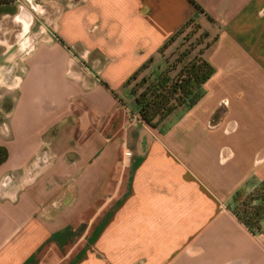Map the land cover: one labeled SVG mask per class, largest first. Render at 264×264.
I'll return each instance as SVG.
<instances>
[{
    "label": "crops",
    "instance_id": "obj_1",
    "mask_svg": "<svg viewBox=\"0 0 264 264\" xmlns=\"http://www.w3.org/2000/svg\"><path fill=\"white\" fill-rule=\"evenodd\" d=\"M188 20L219 92L149 125L127 80ZM8 76L0 264H264V232L232 209L264 183V0H9Z\"/></svg>",
    "mask_w": 264,
    "mask_h": 264
},
{
    "label": "trees",
    "instance_id": "obj_2",
    "mask_svg": "<svg viewBox=\"0 0 264 264\" xmlns=\"http://www.w3.org/2000/svg\"><path fill=\"white\" fill-rule=\"evenodd\" d=\"M9 0H0V3ZM193 23L192 20L185 22L161 47L163 48L173 39V37L187 24ZM198 26V25H197ZM205 34V33H204ZM206 35V34H205ZM142 66L136 70L127 80L130 84L133 79L140 74ZM179 77L171 78L167 72H159L157 77L151 81L145 76L140 79L141 85H145L139 93L132 86V91L136 93L135 100L138 105L140 118L149 125H156L169 115L179 105H192L201 95V85L210 77L213 72L212 66L205 60H193L179 70ZM7 157V150L0 145V163ZM264 185V183H263ZM262 187V186H261ZM237 190L234 194L236 200ZM258 200H264V197H255ZM233 212L241 222H243L253 233L264 232L260 226L254 227L244 217L233 209ZM254 218L260 220L264 218V207H256L253 211Z\"/></svg>",
    "mask_w": 264,
    "mask_h": 264
},
{
    "label": "rangeland",
    "instance_id": "obj_3",
    "mask_svg": "<svg viewBox=\"0 0 264 264\" xmlns=\"http://www.w3.org/2000/svg\"><path fill=\"white\" fill-rule=\"evenodd\" d=\"M29 10H31L29 8ZM20 24V23H19ZM28 26V25H27ZM20 28V26H18ZM18 28V30H19ZM17 30V31H18ZM21 30V28H20ZM31 33L30 30L24 32L22 37H26ZM17 42V41H16ZM209 44V39L205 36L204 32L197 26L195 23H189L184 28H182L174 37L173 39L163 48L162 56L157 57L155 63L151 65L146 71L141 72L136 79L131 81L132 86L136 89V93H139L140 90L145 86L144 84L141 85L140 79L142 76H145L148 81L153 80L157 77L159 72H167L171 78L179 77V70L183 68L185 65L189 64L193 60H201L202 55L201 52L203 49ZM16 46V44H15ZM14 46V47H15ZM22 55V54H21ZM24 55V54H23ZM156 62L161 63L163 65L162 69H156L155 64ZM213 73V72H212ZM215 73V71H214ZM213 73V74H214ZM209 79L206 81V85L204 83L201 85V95L206 94L211 96L216 95L219 90L216 87H213L212 84L207 83ZM225 103H223L224 107L228 105V99H225ZM10 103H3L0 108V129L4 127L5 134L4 136H8V133L13 130V123H11V116L8 115L7 108L9 107ZM189 105H184V107L180 110H187ZM239 118V117H238ZM237 119L229 121L225 124L226 128L236 127L237 126ZM241 121V118H239ZM29 148L34 145V140H30L28 142ZM4 146V145H2ZM5 147V146H4ZM6 148V147H5ZM7 159V157H6ZM3 160L0 165H2L5 161ZM9 175H14V172H10ZM264 197V185L262 187H258L251 190L241 189L237 193V199L233 200L232 209H234L238 214L244 217L251 225L256 227L257 225L264 229V218L257 220L254 218L253 211L256 207H264V200L255 199V197Z\"/></svg>",
    "mask_w": 264,
    "mask_h": 264
},
{
    "label": "built area",
    "instance_id": "obj_4",
    "mask_svg": "<svg viewBox=\"0 0 264 264\" xmlns=\"http://www.w3.org/2000/svg\"><path fill=\"white\" fill-rule=\"evenodd\" d=\"M30 43H31V40H30V37L29 36H26V37H22L21 36L20 41H19V47H20L21 50L28 51V48L30 46ZM9 71H10V69H7L6 72L8 73ZM16 80H17V78L9 77V79H4V81H2L0 83L3 84V85H5V86H8V87H14V86H16V83H15ZM222 103H225V101H222ZM38 159H39V161L41 160V161L45 162L46 159H47V157L45 155H42V156L39 155ZM34 171H35V169L34 170L31 169V170H28L27 171V175L29 176L28 177L29 180L33 177L32 176L33 175L32 173ZM10 179H11V176L10 175H7V176L4 177V181L3 182H6L7 183V182L10 181Z\"/></svg>",
    "mask_w": 264,
    "mask_h": 264
}]
</instances>
